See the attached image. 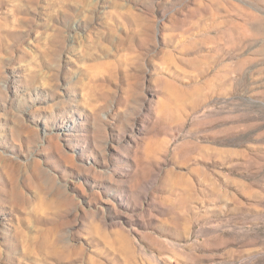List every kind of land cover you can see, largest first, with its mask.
Masks as SVG:
<instances>
[{"label":"rangeland","instance_id":"1","mask_svg":"<svg viewBox=\"0 0 264 264\" xmlns=\"http://www.w3.org/2000/svg\"><path fill=\"white\" fill-rule=\"evenodd\" d=\"M0 264H264V0H0Z\"/></svg>","mask_w":264,"mask_h":264}]
</instances>
